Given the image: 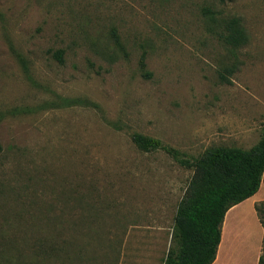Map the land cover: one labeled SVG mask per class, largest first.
<instances>
[{
  "label": "rangeland",
  "instance_id": "obj_1",
  "mask_svg": "<svg viewBox=\"0 0 264 264\" xmlns=\"http://www.w3.org/2000/svg\"><path fill=\"white\" fill-rule=\"evenodd\" d=\"M205 8L238 17L247 44H223ZM263 122L264 0H0V221L26 209L83 253L163 264L194 171L133 134L192 158L251 149ZM260 197L237 210L217 264L264 255Z\"/></svg>",
  "mask_w": 264,
  "mask_h": 264
},
{
  "label": "trees",
  "instance_id": "obj_2",
  "mask_svg": "<svg viewBox=\"0 0 264 264\" xmlns=\"http://www.w3.org/2000/svg\"><path fill=\"white\" fill-rule=\"evenodd\" d=\"M218 1L226 4L231 0ZM204 15L209 17L210 30L223 44L230 48L247 44L248 34L238 17H228L221 22L210 8L204 9ZM112 35L115 44L121 47L115 30ZM144 59L143 56V69L146 68ZM132 140L139 150L165 151L178 164L194 171L187 193L178 206L173 245L163 264H213L222 241L227 212L255 196L264 182V122L262 138L251 149L212 147L192 158L165 146L159 139L135 133ZM263 206L264 202L256 206L259 215ZM31 214L26 209L4 214L5 227H0L1 252L12 264H45L53 256H62L68 249L79 248L73 237L67 235L65 226L53 225L49 230L40 228L37 222L30 223V216H35ZM42 216L45 217L42 220L51 218L49 212ZM260 220L264 226L261 217ZM36 256L41 261H36ZM259 264H264V255Z\"/></svg>",
  "mask_w": 264,
  "mask_h": 264
},
{
  "label": "crops",
  "instance_id": "obj_3",
  "mask_svg": "<svg viewBox=\"0 0 264 264\" xmlns=\"http://www.w3.org/2000/svg\"><path fill=\"white\" fill-rule=\"evenodd\" d=\"M261 191H262V193H260ZM257 194L259 196L261 194V197L257 201H254L253 211H252L251 215L253 216V218H257L258 223L260 224V226L263 230L262 240H261V245H262L261 249L263 251L264 226L260 220V215H259L258 211L256 210V206L259 205L260 203L264 202V182H263V184H262V186H261V188ZM255 196H253L252 198H254ZM252 198H250L248 200H251ZM248 200H246V201H248ZM246 201H244V202H246ZM241 205H242V203L231 208L225 216L224 223L222 226V241H221V244H220L219 249H218L217 258L213 264H217V262L220 259L219 254H220V250L223 246L225 236L229 235L230 232L232 231V228H235L237 226L236 224H237L238 220H237L236 212L238 209H240ZM3 212L5 214L6 211H3ZM4 224H5L4 220L2 221V219H1L0 227L1 226L5 227ZM75 242H76V244H78V242H80V241H75ZM0 244H1V238H0ZM1 251H2V246L0 245V264H12V262H10L7 259V256H5V254H3ZM83 252H84L83 250L80 251L78 248L68 249L66 253L62 254V256L56 255V256L49 258L45 264H123L122 260L121 261L118 259L113 260L112 258L105 257L104 255L99 254L97 252H94V253H83ZM261 255H262V252H260V254L258 256V264H259ZM35 260L41 261V259L38 256L35 257ZM147 263H148V261H147Z\"/></svg>",
  "mask_w": 264,
  "mask_h": 264
}]
</instances>
